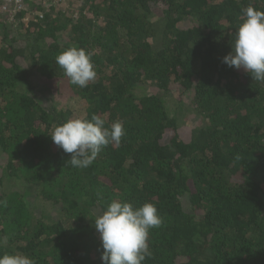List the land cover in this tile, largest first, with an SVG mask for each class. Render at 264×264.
Returning <instances> with one entry per match:
<instances>
[{
  "label": "trees",
  "instance_id": "1",
  "mask_svg": "<svg viewBox=\"0 0 264 264\" xmlns=\"http://www.w3.org/2000/svg\"><path fill=\"white\" fill-rule=\"evenodd\" d=\"M77 1L0 11V255L102 264L94 219L122 200L163 218L142 264H264V82L222 62L264 0ZM71 45L87 87L56 64ZM94 113L125 135L74 168L50 134Z\"/></svg>",
  "mask_w": 264,
  "mask_h": 264
},
{
  "label": "clouds",
  "instance_id": "2",
  "mask_svg": "<svg viewBox=\"0 0 264 264\" xmlns=\"http://www.w3.org/2000/svg\"><path fill=\"white\" fill-rule=\"evenodd\" d=\"M242 15L232 50L222 62L229 67L243 68L257 82H264V10L249 5L242 9ZM92 55L91 51L71 45L55 59L70 82L84 88L96 78ZM50 135L55 145L71 154L70 164L83 169L93 163L105 146L112 142L119 144L125 128L121 120L106 127L105 119L94 113L90 119L69 118L55 126ZM162 223L163 218L153 202L146 201L137 207L129 201L112 200L94 219L102 242V264H142L152 256L150 230ZM0 264H36V261L26 254L4 252L0 255Z\"/></svg>",
  "mask_w": 264,
  "mask_h": 264
},
{
  "label": "built area",
  "instance_id": "3",
  "mask_svg": "<svg viewBox=\"0 0 264 264\" xmlns=\"http://www.w3.org/2000/svg\"><path fill=\"white\" fill-rule=\"evenodd\" d=\"M54 1L56 2L58 0H0V11L11 14L17 11L27 10L30 4H44L51 6Z\"/></svg>",
  "mask_w": 264,
  "mask_h": 264
},
{
  "label": "rangeland",
  "instance_id": "4",
  "mask_svg": "<svg viewBox=\"0 0 264 264\" xmlns=\"http://www.w3.org/2000/svg\"><path fill=\"white\" fill-rule=\"evenodd\" d=\"M52 5H55V4L53 3ZM59 7L65 9V10H68L71 7V9L72 10L74 9V11H77L80 8L77 0H63L62 3H59ZM18 25H19L18 20H15L13 28L14 29L17 28ZM13 28L11 27V29H13ZM1 39H2V33L0 34V41H1ZM74 103H75V105H77L79 102L77 103L76 101H74Z\"/></svg>",
  "mask_w": 264,
  "mask_h": 264
}]
</instances>
